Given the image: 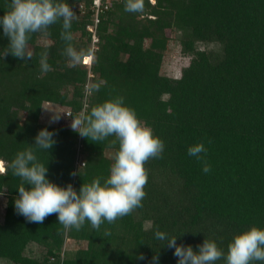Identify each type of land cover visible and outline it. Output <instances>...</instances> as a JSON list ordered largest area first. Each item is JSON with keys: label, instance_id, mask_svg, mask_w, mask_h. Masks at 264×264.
Listing matches in <instances>:
<instances>
[{"label": "trees", "instance_id": "obj_1", "mask_svg": "<svg viewBox=\"0 0 264 264\" xmlns=\"http://www.w3.org/2000/svg\"><path fill=\"white\" fill-rule=\"evenodd\" d=\"M66 2L76 13L72 44L84 57L92 56L90 65L82 59L68 66L62 22L52 25L47 37L33 35V59L11 54L0 59V195L5 197L0 264H153L157 255L158 264H178L175 249L156 240V231L194 250L212 240L226 254L236 235L264 229V0H145L138 14L125 11V0H110L101 7L92 53L91 1ZM9 3L0 0V17ZM169 33L190 58L178 78L161 73ZM39 38L49 44H38ZM9 43L0 26V51ZM45 45L52 70L42 74ZM89 84V89L99 85V91L86 94ZM116 97H123L165 145L162 158L145 164L142 207L114 223L105 221L99 231L88 222L80 231H65L58 214L43 224L19 215L15 199L21 180L9 168L19 151L33 148L51 182L79 191L96 178L104 183L119 149L111 143L115 137L97 143L71 127L42 123L41 106L57 105L73 118ZM45 128L55 140L48 151L34 146ZM198 143L207 149L208 173L188 155ZM80 154L84 165L77 167ZM67 240L80 248L63 251ZM31 245L40 248L35 256ZM140 254L145 259H138Z\"/></svg>", "mask_w": 264, "mask_h": 264}, {"label": "clouds", "instance_id": "obj_2", "mask_svg": "<svg viewBox=\"0 0 264 264\" xmlns=\"http://www.w3.org/2000/svg\"><path fill=\"white\" fill-rule=\"evenodd\" d=\"M7 8L0 17V26L10 43L0 51V59L8 54L19 59H33V51L29 47L33 35L47 37L49 28L61 22L60 36L66 45L63 54L68 66L74 67L84 59L83 51H78L72 44L74 36L71 28L76 13L66 0H10ZM144 9L145 0H125L126 12L138 14L143 13ZM40 70L42 74L52 70L48 63L46 45L40 53ZM99 87H86L85 93L99 91ZM123 101V97H116L97 104L90 112L73 117L71 123L72 130L81 137L97 143L115 137L111 143L119 144L110 175L103 184L100 178H96L90 183H84L79 191L71 184L61 187L47 178L48 167L39 162L33 148L16 154L9 168L21 180L19 196L15 199V209L19 215H23L29 222L43 224L46 217L58 214L59 224L65 231H80L86 222L99 231L105 221L114 223L118 218L130 215L142 207V200L146 196L144 189L148 182L145 164L150 159L162 158L165 145ZM41 107L54 113L50 122L59 120L61 114L47 105ZM53 136L54 133L47 128L40 130L34 146L48 151L55 144ZM206 153L203 143L188 148V155L196 157L202 163L203 172L208 173L211 166L206 160ZM26 185H31V188H26ZM104 235L110 236L111 233L106 230ZM155 238L163 241V245L166 243L168 248L175 249L178 264H215L221 259L225 260V264L264 262V229L257 227L236 235L228 245L226 254L215 241L208 239L204 240L198 250H194L191 245H177V237H169L162 231H156ZM137 258L145 259L143 254ZM158 260L159 256H154L153 264H158Z\"/></svg>", "mask_w": 264, "mask_h": 264}, {"label": "rangeland", "instance_id": "obj_3", "mask_svg": "<svg viewBox=\"0 0 264 264\" xmlns=\"http://www.w3.org/2000/svg\"><path fill=\"white\" fill-rule=\"evenodd\" d=\"M148 1L150 4H153V2H154V0H148ZM79 9L81 10L80 7H79ZM168 36L170 39H169V42L167 45V49L164 53L161 73L165 74L166 76L172 77V78H178L180 76L181 70L189 64L190 58L184 56L181 53V47L175 38V34L169 33ZM92 42L93 43L90 46L91 53L96 50V45H97L96 40H92ZM37 43L38 44H49V41L45 38H39ZM199 48L200 49H206V46L199 45ZM207 48H211V46H209ZM91 60H92V56H90V58H86V59L82 60L81 63L82 64L83 63L90 64ZM89 77H91V75H89ZM90 85L91 84H89L86 87L88 88ZM43 105H47L52 110L56 111L58 114H61V115H60V118L58 121L50 122V121H52V117H53L54 113L51 111H46L45 109L42 108L41 117H40V121L42 123L51 124V125H64L67 127H71V123H72L73 118H70L67 116V113H70L69 110L61 108V107H59L57 105H53V104H43ZM78 147H80V146H78ZM106 156L111 158L113 156L112 150H108L106 152ZM83 158H84L83 155L80 154L78 159H79V161H84ZM0 171H4V163L3 162H0ZM4 205H5V197L0 195V222L2 221V218H3ZM77 248H80L79 244H76L75 242L67 240L65 242V244L63 245L62 250L67 252V251H74ZM39 251H40L39 247L31 245L29 253L30 254L32 253L31 256H35L37 254V252H39ZM1 264H7V263H1Z\"/></svg>", "mask_w": 264, "mask_h": 264}, {"label": "built area", "instance_id": "obj_4", "mask_svg": "<svg viewBox=\"0 0 264 264\" xmlns=\"http://www.w3.org/2000/svg\"><path fill=\"white\" fill-rule=\"evenodd\" d=\"M90 1H91V7H92V10H93V25L87 27V30H88L89 33H91L92 40H96L97 41V38H96V26H97V23H98V16H99V13L101 12L102 5H104V7L106 8L107 5L110 3V1L109 0H90ZM85 58L86 57H84V59ZM68 114H70V113H67V116L70 117ZM83 165H84V163L82 161H79V159L76 161V166L77 167H79V166L82 167Z\"/></svg>", "mask_w": 264, "mask_h": 264}, {"label": "bare ground", "instance_id": "obj_5", "mask_svg": "<svg viewBox=\"0 0 264 264\" xmlns=\"http://www.w3.org/2000/svg\"><path fill=\"white\" fill-rule=\"evenodd\" d=\"M88 58H90V57H88ZM86 59V58H85ZM0 172H3V171H0Z\"/></svg>", "mask_w": 264, "mask_h": 264}]
</instances>
